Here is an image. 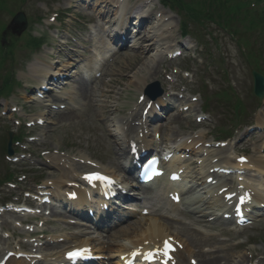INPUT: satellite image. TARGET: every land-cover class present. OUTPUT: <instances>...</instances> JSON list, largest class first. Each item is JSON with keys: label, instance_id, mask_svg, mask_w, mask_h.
Listing matches in <instances>:
<instances>
[{"label": "rangeland", "instance_id": "1", "mask_svg": "<svg viewBox=\"0 0 264 264\" xmlns=\"http://www.w3.org/2000/svg\"><path fill=\"white\" fill-rule=\"evenodd\" d=\"M5 1V5L0 6V24L2 21L7 25L12 20L14 15L7 17L8 14H16L17 12L22 11L27 15L29 20V26L27 28L28 33L35 37H44L46 39V46L52 48V51L48 48L43 52L41 50L38 55L31 56L25 49H23L24 42L21 41L17 43L16 48L13 50L14 61L12 67H8V64L11 62L9 60L6 64L7 73H5L6 69L0 71V75H3L2 78H0V82L4 83L7 81L10 78L11 69H13V77L17 81L23 83L21 86L15 87L13 95L0 99V104H7L9 108L15 105L24 108L21 113L14 115L9 114L7 118L0 120V137L5 136L4 129L15 134L19 131H24V136L26 137L27 130L24 128H17L14 126L13 121L15 119H19L22 122L30 121L40 116V114H46V109L43 104L31 103V99L36 98L34 96V90L37 89V87L31 79L22 76L23 74H28L29 64L34 62L35 59L51 63H62L63 65L61 64L59 68L65 67L70 63L75 64L73 63V60L69 61L67 58H75L77 62L82 60L85 63L82 64L84 66L92 63V61L89 62L88 60V58L91 57V54L88 53V49L91 47V38L100 33V27L96 21H91V23H89V21L82 19L78 15H87L95 19L98 15V10L96 9L98 3L100 4L103 2L113 5L116 0L92 1L91 4L93 5V10L90 12L87 11V5L81 0H30L24 4L20 2L22 0ZM147 3H149L148 6L146 5ZM67 8H71V10L68 11ZM127 8H130L131 12L134 13L138 12V8H142L144 13L147 12L152 18L160 12L167 16L172 15L173 18L171 19L170 26L164 27L167 31L169 28L171 29V31H169L170 33L167 35V44L171 47L170 50H183L182 47H179L176 41L180 37V18L172 14L167 8H163L158 0H129ZM54 13L59 14V23H57L56 26L49 22V16ZM75 18H80L82 23L76 24ZM99 22L103 23V20H99ZM196 26L199 28L201 27L199 24H191L190 29L195 32ZM150 27L152 26L147 25L145 27L143 33L140 34L141 39L148 31L150 32ZM203 28H209L206 31L201 30L200 33L202 36L203 32L205 34L204 41L207 43V46L204 51L198 47L195 40H184L183 44L187 48H190V50L187 53H184L182 58L170 63L166 60L164 55L156 56L155 52H153L152 49L150 50L145 42L143 44L141 42V46L144 45L145 48L147 47L146 51H143V48L139 51H127L121 54V56L117 57L114 62L104 70L101 79L94 84H90L83 79L80 80L84 87L92 85L94 94L89 102L79 99L78 86L81 84H76V81L73 78L79 75L80 70L79 68L73 70L69 74V76L72 77V80L68 81V86L63 89L65 91L60 92L56 97H60L66 92L71 93L72 105L70 109L76 110L73 113L76 116V119L72 122H66L64 120L60 122L58 121V118L53 117L50 119V122L53 124L49 129L46 131L44 129H34L32 131V136H35L39 141L30 146V151L34 152L36 155H40V153H49L42 157L40 161L41 164L38 166H32L30 161H26L18 165H12L7 163L0 153V172L5 174L6 170H12L19 172L20 176L26 174L28 178L35 179L37 180L36 182H41L42 185L48 179L56 180L63 176V171H60L59 165L62 156L56 155L54 153L56 150L68 151L74 155L88 156V154H91L103 162V164H106L107 167L117 166L118 157L115 154V140L111 133V131L114 130L112 127L113 123L117 121L123 122L124 115H121L120 111L126 110L127 107L132 108L138 95L144 93L147 85L154 83V80L158 79L162 89L168 91L167 87L169 86L166 85L168 83L162 84L163 69H167V72L171 73L172 68H179L182 71L186 70L191 73L192 79L183 82L181 81V78H179L180 76H178V81L186 86V92L184 93L185 98L196 96L200 98V101L192 105V109L187 113L188 118L182 119L180 123H176L172 120V116H174L176 112L166 114L167 119L163 123H160V125L163 126L161 132L164 140L170 131L173 132L175 136H183L192 131H198V135L208 141L231 139L226 148L214 151L213 157L219 155L223 158H227L235 153H245L249 155L252 160L258 161L262 159L264 161V133L255 131L249 134L245 132L246 127L253 126L257 123L258 118L261 116L264 117V101L260 104L256 103L252 98L253 82L250 75L251 68L247 66L246 62L241 57V52L237 46L231 42L229 37L220 31H217L216 26H208L206 24ZM55 37L58 38V41L54 40ZM214 39L217 41L214 42ZM70 40L73 42L72 44H70ZM129 42H131V40ZM60 43H68L70 49L61 47ZM131 43L137 45V49L139 48V43H136L135 40ZM160 45L165 47V41L160 42ZM207 51L213 61L211 58L208 60L206 59V55L204 54H206ZM247 52L248 50L246 53ZM49 54H53L54 56L51 57L50 55L51 59H47ZM146 59H155L156 63H159L157 68L154 69L159 78H157L156 75H152L147 69V71L138 74V81L134 80L133 76L138 73L143 65H145ZM138 60H142V62L137 64ZM218 60L222 61L224 65H215L214 62H217ZM88 69L90 68L88 67ZM152 79L154 80L152 81ZM144 82L147 84L144 85ZM129 83L132 84L130 85ZM228 85H230V88L233 90V100L238 98L246 106L245 115L242 116L239 121L233 116V103L228 104L215 97L216 93L221 95V91L227 89ZM178 86L179 87L174 88V90H183L181 89L182 86L180 84ZM110 88L113 90V95H102L104 99L108 98V102L112 101V99L119 100L117 103L118 112L114 113L112 116L106 113V111H110V108L107 110L100 109L103 99L100 97V94L97 93L98 91L110 90ZM204 89H206V91L205 96L203 97L200 94L202 91L204 92ZM206 99H209L210 101L207 110L204 109V101ZM181 101L182 104L187 103L186 100ZM108 105L109 104L106 106L108 107ZM4 109V107H1L0 116ZM201 114H207L208 119L199 124L195 119ZM160 125L153 126V130L158 129ZM235 130H237L238 133H234ZM221 131L229 132L230 135H224V137H222L223 134ZM217 135H220L223 139H216ZM23 142L26 141L23 140ZM260 147L262 148L260 149ZM17 150L20 153L23 152L19 147ZM259 150H263V153L261 154ZM254 175L255 177L252 178L255 180V183L257 182L259 187L262 188L261 184L264 185L263 176L256 173H254ZM21 188H25L26 191H28L29 189H33V186H30L26 179L22 182ZM18 192L19 191L11 190L7 187L0 188V204H2L4 200L11 202L17 201L19 197ZM21 201H23L22 198ZM161 206V204H158L154 209H161V212H163V214H161L162 216L175 220L176 224L168 227L169 232L172 235H177L185 240L187 231H194L198 234L199 239H194L192 245H190L192 252L195 250L194 246H198L203 252L205 249L208 251L221 249L223 253L220 257H224V254L231 255L233 259L230 256V261L233 260L232 262L234 263H237L238 261L240 262L242 258L248 262L254 252H260L263 254L264 220L247 229L245 232L240 233L233 231L232 227L227 225L212 226L207 224L206 221L209 215H206V217H202L203 215L196 216L192 215L191 212L187 213L184 210L179 212L170 211L167 208L162 209L160 208ZM217 207H219V203L209 202L208 204H205L204 210L209 214ZM65 215L70 216L68 211ZM148 219L152 221L155 218ZM42 231L50 235L60 237L66 236V242L63 246L71 244L69 234H65L68 230L59 224L52 226L47 225ZM70 232L71 231L67 233ZM95 237H99V235H95ZM110 240H115L117 244L125 243L120 237H112ZM56 249L58 248L56 247ZM115 249L116 248L114 247L113 250ZM109 254H111V252H109ZM232 262H230V264H234Z\"/></svg>", "mask_w": 264, "mask_h": 264}, {"label": "bare ground", "instance_id": "2", "mask_svg": "<svg viewBox=\"0 0 264 264\" xmlns=\"http://www.w3.org/2000/svg\"><path fill=\"white\" fill-rule=\"evenodd\" d=\"M124 12H125V10H124ZM165 17H166V15L162 14L161 20L159 22L153 24V26L149 28L151 33L148 31L146 33L145 37L143 39H141L142 43H144V42L147 43V47L150 50L153 49L152 51L156 52V56L163 55V53H164V52H162V50H164V49L161 47L160 42H162L163 40H168V37L165 36V32L163 30V27H165L166 25H170V23L166 24L163 21V19ZM145 18H147V17H145L144 14H141V15L138 16V20L141 21V22ZM145 20H143V21H145ZM127 21H128V19L123 17L122 22L120 24V28L118 29V32H120V34L125 32V29H126L125 27H126ZM140 24L142 26L146 25L145 23H140ZM150 24H152V23H149V25ZM160 28H162V29H160ZM144 49H143V51H144ZM99 59L100 58H97L96 62H99ZM145 61H146L145 65H143L141 67V69H139L138 73L133 76L134 80L138 81L139 80L138 74H140V73H142L144 71H147V69L149 71H153L155 66L157 67V65L159 64V63L158 64L156 63L155 59H151V60L146 59ZM141 62H142V60H138L137 64H140ZM71 65H73V64L66 65L65 67H62V68H59V69H57L56 66H53V65H43V64L31 65V66H29V71H28L30 76H27V77H29V78L41 77L40 80L37 82L38 86H40V84H42V83L47 81V80H45V76H49V77H51V76L52 77H57L58 76L59 77L61 75L62 76L68 75V73H69V71L71 69ZM129 84L131 85L132 83H129ZM143 84H145V82ZM78 91H79V94H80L81 98H86L88 100L90 99L92 90L85 89V88L79 86ZM112 94H113V91H112V88H110V90L108 92H106V95L111 96ZM174 101L176 103L178 102V100H174ZM147 102H148V100L147 101L145 100V104ZM111 104H114V103L111 102ZM145 104H144V106H145ZM183 107H187V105L186 104L181 105V108H183ZM101 109L105 110V107H102ZM166 109L172 110L171 106L168 105V104H166V105H164L162 107V111L165 112ZM58 115H59L58 121H60V122L63 121V120L66 121V122H72L73 120L76 119V116L74 114L68 113V111L63 112V113L62 112H58ZM150 115H154V116L158 115L157 112H155V108L150 112ZM183 118H184V115L181 114V113H178V114H176V117L174 118V120H175V122H180ZM127 124H124V125L127 127L128 132L130 134H132L134 128L131 127V123H129V121H127ZM135 133H137V132H135ZM117 136L119 137V139H118L119 143L115 145L116 146V153H117L118 156L119 155L124 156L125 153H124L123 148H124V145H125V142H124L125 135H122L121 133H119V130H118L117 131ZM82 158L83 157H81L80 160H84ZM256 163L258 164V166L255 163H249L248 165L242 166V167L237 165L235 168L239 169L240 167L241 168H243V167L246 168V167L250 166V167L256 168L257 169L256 172L258 174H264V164L261 161H258ZM216 166L218 167L220 165L216 164ZM119 168H121V167L119 166ZM110 169L111 170H115L114 167H112ZM109 174H111V173H109ZM70 177H73V174L69 175V176L66 175L64 180L69 182L68 179ZM76 178L79 179L80 176L76 175ZM125 178H127V177L125 176ZM75 180L76 179H74V181ZM67 182H65V184ZM222 187H224V186H222ZM221 188H219V189H221ZM247 189H249V188H247ZM217 201H219V200L216 199L215 202H217ZM193 202H195V203L190 205V208H191L190 210L197 216H198V214L199 215L200 214L206 215V213H204V210H202L204 206L203 205L199 206V203H198V202H202L203 203V200L199 199L198 202H196V200H194ZM54 214H56V213H54ZM56 215L63 220V216L62 215H59V214H56ZM223 215H224V212H223L222 216ZM212 216L219 217V215L216 214V213L210 215L209 217H212ZM221 219H222V217L219 218L218 221H220ZM172 223H174L172 220L170 221V220L164 219L162 216L157 214L155 219H153L152 221L149 220V219H144L143 218V219H141V221H138L136 224H133V225L129 226L127 229L122 230L118 234L123 236V237H125L126 238L125 242H128V244H131V245H137V244L142 245V242L145 241L148 238L153 239L152 241H154V242L156 241L155 244L157 242L161 243L162 240L165 239L166 237L172 236L171 233L168 232L169 231L168 227L171 226ZM77 233H79V231H77ZM73 236H74L73 237L74 245L82 246V245H85V243L89 244V241H79V239H76L77 235H73ZM186 238H187V241L183 242V244H184L183 247H184V251L185 252H189V250H188L189 243L194 241V239H199V238H198V234L196 232H194V231L186 232ZM115 246H116L115 252L113 251V247H111V248L107 247L105 249L103 246H99V245L95 246V250H96V252L98 254H103L104 251H110V252H114L115 254L118 253V255H119L121 253L127 252L128 249H129L127 245H117V244H115ZM132 247H135V246H132ZM196 251H197V253L200 254L199 255V259H198V263L199 264H222V263L230 264V262L233 261V260L230 261V256L231 255H228V254H224V257H220V255L223 253V251L221 249H216L214 252L209 253V254L201 253L199 247H196ZM115 254L112 255V258H114ZM177 258H178V261H177L176 264H186L187 261H188V264H189V259L186 261L185 259H183L180 256V254H179V256ZM232 259H233V257H232ZM232 263H234V262H232ZM7 264H25V263L23 261H15V260L12 259ZM35 264H39V262L37 261ZM234 264H239V263H234Z\"/></svg>", "mask_w": 264, "mask_h": 264}, {"label": "trees", "instance_id": "3", "mask_svg": "<svg viewBox=\"0 0 264 264\" xmlns=\"http://www.w3.org/2000/svg\"><path fill=\"white\" fill-rule=\"evenodd\" d=\"M244 4L243 0H191V5H187V7H189L188 9L195 15H201V12L193 8L195 5L199 6L203 11L204 17L212 15L213 12H211V10L214 8L213 11L215 14L219 12L218 19L222 20L224 15H229L231 12H239ZM244 7H246V5H244Z\"/></svg>", "mask_w": 264, "mask_h": 264}, {"label": "snow or ice", "instance_id": "4", "mask_svg": "<svg viewBox=\"0 0 264 264\" xmlns=\"http://www.w3.org/2000/svg\"><path fill=\"white\" fill-rule=\"evenodd\" d=\"M89 180H107L106 177H102L99 175H90L88 177H86ZM109 183H111V181H108ZM88 250H78V251H74L68 254V258L70 260H75L78 257H81L85 252H87Z\"/></svg>", "mask_w": 264, "mask_h": 264}, {"label": "water", "instance_id": "5", "mask_svg": "<svg viewBox=\"0 0 264 264\" xmlns=\"http://www.w3.org/2000/svg\"><path fill=\"white\" fill-rule=\"evenodd\" d=\"M256 94H257L258 96L261 95V90H260L259 88H256Z\"/></svg>", "mask_w": 264, "mask_h": 264}]
</instances>
